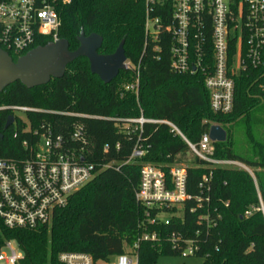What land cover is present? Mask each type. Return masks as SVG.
Wrapping results in <instances>:
<instances>
[{
  "label": "trees",
  "instance_id": "1",
  "mask_svg": "<svg viewBox=\"0 0 264 264\" xmlns=\"http://www.w3.org/2000/svg\"><path fill=\"white\" fill-rule=\"evenodd\" d=\"M57 10L61 18L59 36L69 41L71 50L79 47L82 30L86 35L103 36L99 50L102 54L114 53L125 39L132 68L105 84L91 73L88 59L81 57L67 67L64 77L45 85L31 89L19 81L9 85L0 93V104L53 111L29 114L31 125L41 132L50 129L54 136L61 135L66 141L75 125L83 124L88 139L86 159L98 166L110 162L115 165L101 169L94 179L73 193L68 204L55 211L50 226L10 229L0 220V249L6 240H16L24 251L21 264H55L57 256L66 251L91 254L95 264L111 262L123 253L137 254L139 264H152L160 255H181V249L172 248L168 239L175 233L195 240L199 249L193 256L204 258L206 264H264V216L256 211L248 219L241 218L246 209L259 205L250 174L234 168L208 167L164 124H145L142 138L148 153L126 164L137 134H128L134 126L123 120L139 117L142 109L146 117L173 121L194 143L212 125H221L227 131V140L215 142V157L237 159L254 168L264 202V56L260 65L234 72L233 110L229 114L216 113L210 107L201 71L180 74L171 70L168 38L163 43L150 41L145 48L146 0H71L59 3ZM170 12L171 0L165 4V10H156L153 15L167 22ZM49 42L48 38L42 39L37 46ZM158 44L160 51L156 50ZM206 46L211 57V41H206ZM230 51L233 61L237 52L235 41L230 42ZM140 61L137 97L125 86L134 82ZM7 118V112L0 113V158L25 159L39 136L22 131L21 126L5 129ZM238 128L246 138L244 154L235 151ZM24 141L28 142V150L23 147ZM143 163L167 171L174 164L186 165L187 191L192 199L183 209L175 208L181 215L169 225L147 224L146 230L156 231L162 240L142 241L135 248L145 230L142 207L135 198ZM210 173V189H201L200 182Z\"/></svg>",
  "mask_w": 264,
  "mask_h": 264
},
{
  "label": "built area",
  "instance_id": "2",
  "mask_svg": "<svg viewBox=\"0 0 264 264\" xmlns=\"http://www.w3.org/2000/svg\"><path fill=\"white\" fill-rule=\"evenodd\" d=\"M70 1L0 0V48L17 59L37 47L42 39H60L61 18L57 6ZM168 1L146 0L145 48L150 41L163 43L168 38L171 41V70L180 74L201 71L205 75L211 109L216 113L229 114L235 104L234 72L245 70L249 65L256 67L263 60L264 0H171V12L167 16L169 21L165 22L163 17L153 13L165 10ZM206 41H211V57ZM231 41H235L237 51L233 61H230ZM156 50H161L160 44ZM127 63L132 68L130 62ZM140 78L141 61L135 68L134 82L125 86L137 97ZM2 112H7L8 117L14 116L11 126L16 129L21 126L22 131L39 136L38 142L30 149L28 142H23V147L30 151L29 157L21 160L0 158V220L7 228L34 230L50 226L55 211L65 207L73 193L94 179L101 169L115 165L110 162L98 166L86 159L88 139L81 123L75 125L70 140L66 141L61 135L54 136L50 129L41 132L31 125L29 114L53 111L27 105L0 104ZM20 113L27 114L29 125ZM105 119L113 120L109 117ZM123 120L134 126L128 134H137L126 164L148 153L142 138L145 124L167 125L208 167L248 172L253 178L259 205L246 209L241 217L248 219L256 211L264 216V202L255 169L237 159L215 157V141L210 138L209 132L203 134L197 143L191 142L173 121L146 117L142 109L139 117ZM210 178L211 173L204 176L200 182L201 189H210ZM187 182L188 172L184 164L171 165L168 171L150 163L141 165L135 198L142 207L145 230L134 244L135 248L142 241L156 243L162 240L156 231L146 230L147 224L169 225L173 218L181 215L175 208L183 209L185 203L192 199L187 191ZM206 200L210 201L209 196ZM198 201L201 202V198ZM168 239L172 248L181 249V255L193 256L199 249L195 240L184 238L181 234L173 233ZM5 247L10 249V253H4ZM23 257L24 251L16 240H6L0 249V264H21ZM55 264H95V261L86 252L66 251L57 256ZM99 264H139V256L123 253L111 262Z\"/></svg>",
  "mask_w": 264,
  "mask_h": 264
},
{
  "label": "water",
  "instance_id": "3",
  "mask_svg": "<svg viewBox=\"0 0 264 264\" xmlns=\"http://www.w3.org/2000/svg\"><path fill=\"white\" fill-rule=\"evenodd\" d=\"M78 42L79 47L71 50L69 41L60 38L46 45L35 47L17 58L16 61L7 51L0 48V93L18 81L31 89L45 85L52 79L62 78L67 67L81 57L88 59L91 73L97 75L105 84L111 83L121 71L127 70L130 66L127 63L125 39H122L112 54L99 52L104 38L98 33L86 35L82 30L78 36ZM13 123L14 116H9L5 129ZM209 135L215 142L227 140V131L219 124L210 127Z\"/></svg>",
  "mask_w": 264,
  "mask_h": 264
},
{
  "label": "rangeland",
  "instance_id": "4",
  "mask_svg": "<svg viewBox=\"0 0 264 264\" xmlns=\"http://www.w3.org/2000/svg\"><path fill=\"white\" fill-rule=\"evenodd\" d=\"M126 83V82H125ZM125 83H122L125 84ZM20 117L29 125L28 116L26 113H20ZM236 138V146L235 151L240 154H244L245 148V135L242 129L238 128L235 133ZM41 145H44V142H41ZM14 244V243H13ZM4 253H10V249L5 247L3 249ZM152 264H206V261L202 257L197 256H186V255H160L157 260Z\"/></svg>",
  "mask_w": 264,
  "mask_h": 264
}]
</instances>
